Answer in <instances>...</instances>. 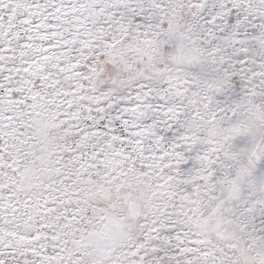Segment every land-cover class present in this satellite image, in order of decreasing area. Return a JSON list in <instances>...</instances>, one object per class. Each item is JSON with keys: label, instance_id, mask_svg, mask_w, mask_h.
Wrapping results in <instances>:
<instances>
[{"label": "snow or ice", "instance_id": "1", "mask_svg": "<svg viewBox=\"0 0 264 264\" xmlns=\"http://www.w3.org/2000/svg\"><path fill=\"white\" fill-rule=\"evenodd\" d=\"M0 264H264V0H0Z\"/></svg>", "mask_w": 264, "mask_h": 264}]
</instances>
